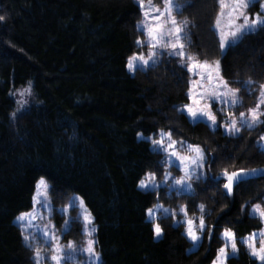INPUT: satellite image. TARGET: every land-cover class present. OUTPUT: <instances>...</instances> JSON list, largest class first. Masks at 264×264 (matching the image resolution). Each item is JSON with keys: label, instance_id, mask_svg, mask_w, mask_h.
Listing matches in <instances>:
<instances>
[{"label": "trees", "instance_id": "16d2710c", "mask_svg": "<svg viewBox=\"0 0 264 264\" xmlns=\"http://www.w3.org/2000/svg\"><path fill=\"white\" fill-rule=\"evenodd\" d=\"M181 1L183 13L176 17L189 22L186 51L221 61L224 78L241 90L246 106L254 105L264 84V31L244 37L223 55L213 28L218 0ZM0 16V264H34L15 220L32 209L41 177L50 185L58 231L66 219L58 209L74 196L83 198L94 217L102 264H211L224 229L242 239L263 227L248 205L262 199L264 177L248 178L230 196L221 186L200 181L192 195L174 201L187 205L189 215L199 213L194 205L204 204L211 239L206 229L199 247L190 251L184 228L171 219L159 221L163 236L154 237L145 209L157 196L137 183L146 171L161 177V157L137 133L172 130L174 139L200 145L212 177L225 168H264L256 144L264 125L230 137L189 123L176 111L188 102L189 87L177 60L164 57L131 74L128 57L144 37L137 30V0H0ZM249 79L251 93L243 86ZM29 82L32 104L13 119L14 96ZM160 197L169 198L164 192ZM81 229V222L73 224L66 239H83ZM227 264L254 260L240 246Z\"/></svg>", "mask_w": 264, "mask_h": 264}, {"label": "snow or ice", "instance_id": "6c2138e0", "mask_svg": "<svg viewBox=\"0 0 264 264\" xmlns=\"http://www.w3.org/2000/svg\"><path fill=\"white\" fill-rule=\"evenodd\" d=\"M137 3L143 16L137 24V30L145 39L143 41L137 39L135 42L141 51L134 52L128 57L126 67L129 72L153 66L162 56L175 58L180 67L189 75V87L186 92L188 103L177 107L176 111L184 115L189 123L194 126L204 123L213 132L217 130V127H221L224 129V134L230 137H239L242 130L252 131L264 125V84L259 85L255 105L247 112H237L238 107H242L239 89L230 87L228 81L221 75L219 60H200L186 51L189 22L187 19L177 20L176 15L183 13V6L178 0H161L162 7L153 4L152 0H137ZM218 3L219 12L213 28L218 36V48L221 54H225L228 49L241 43L244 37L264 31V3H260V0H218ZM257 3L260 4V11L249 14V7ZM3 19L4 17L0 16V20ZM253 84L254 81L250 79L243 82L245 90L249 93H251ZM26 93L31 95V82L20 95L23 96ZM213 106L216 108L215 111H213ZM217 114L221 117L219 124ZM15 116L16 113L13 112L12 118L14 119ZM137 138L149 143L151 151L161 157L158 161V170L163 169L160 172L161 179L157 180L155 171H146L137 183V187L142 192L154 194L157 199L161 188L167 189L168 195L173 192L177 197L192 195L194 180L211 181L214 185L223 188L225 196H230L234 188L248 183V178L264 177V168H240L231 172L225 168L218 176L208 177L204 172L205 149L198 144L174 139L172 130L161 129L149 136L138 132ZM256 144L261 155H264V135L259 137ZM170 168H175L180 175L174 176L168 170ZM49 188L48 182L41 177L35 186L32 210L22 212L16 217V223L22 230L23 240L26 246L33 251L34 264H43L45 259L50 264H78V256L86 258L84 264H102L100 255L96 251L97 241L93 238L96 232L94 217L83 198L72 197L68 204L58 211L62 217H66L63 221L64 235L71 232L73 224L82 223L81 231L87 237L86 246L77 247L74 241H68L65 246L60 242L61 237L56 233V226L51 223L50 218L54 209L50 201ZM37 204L48 214V223L43 227L34 223L38 219L46 218L37 212ZM194 207L199 215L193 214L190 218L187 205H179L178 212L181 217L179 220H176V209L166 208L159 202L146 208L145 214L151 222L154 237L163 236V228L159 222L162 218L171 219L174 226L183 227V235L193 245L202 240L206 229L211 239V227L205 223L204 204L194 205ZM248 208L249 215L264 224V203L257 202L248 205ZM77 210V215L74 218L71 217L70 211ZM219 237L223 244L217 250L213 264H227L229 253L234 257L239 251L236 233L231 229H224ZM239 243L246 247L254 264H264V228L250 233ZM41 244L49 249L50 254L47 257L41 255Z\"/></svg>", "mask_w": 264, "mask_h": 264}, {"label": "rangeland", "instance_id": "374dc122", "mask_svg": "<svg viewBox=\"0 0 264 264\" xmlns=\"http://www.w3.org/2000/svg\"><path fill=\"white\" fill-rule=\"evenodd\" d=\"M178 2L181 4V5H183L182 4V1L181 0H178ZM152 3L153 4H155L156 6H158V7H162V3H161V0H156V1H153L152 0ZM260 3H264V0H260ZM147 6V5H146ZM260 11V4L259 3H257V4H255V5H252V6H250L249 7V9H248V12H249V14H255L256 12H259ZM177 18V17H176ZM143 19V16H142V14H141V16H140V18H139V21H138V23L141 21ZM140 40H144L145 39V37H141V38H139ZM141 51V49H139V48H137V51L135 52V53H139ZM145 51H146V49H145ZM227 52V51H226ZM226 54V53H225ZM224 55V54H223ZM164 57H167V58H171V59H173L174 61L176 60L175 58H172V57H168V56H162V57H160L159 58V60H158V62H160ZM157 62V63H158ZM220 62V69H221V61H219ZM146 68H148V67H146ZM146 68H144V69H146ZM139 69V68H138ZM137 69V70H138ZM136 70V71H137ZM131 74H133L134 72H130ZM221 75H222V73H221ZM223 76V75H222ZM224 77V76H223ZM225 79V78H224ZM230 85V84H229ZM230 87H232L231 85H230ZM28 88V87H27ZM27 88H25V89H27ZM232 88H234V89H237V88H235V87H232ZM25 89H19L18 90V92L16 93V95L14 96L15 97V101H16V116L18 115V114H20L21 112H23L29 105H31L32 103V92H31V95H28L27 93L25 94V95H23V96H21L20 95V93L21 92H23ZM247 95H249V93H247V92H245ZM258 93H259V90H258V92H257V95H258ZM241 90H239V97H240V99L242 100V107H238V109H237V112H239V111H245V112H247V110L249 109V108H251V107H253L254 105H255V103H256V98H257V96H256V98H255V103H254V105H251V106H246L245 104H244V101H243V98L241 97ZM18 101L20 102V103H18ZM186 103H188V102H186ZM185 104V103H184ZM183 104V105H184ZM182 106V105H181ZM216 110V108H215V106H213V111H215ZM220 121H221V117H220V115L219 114H217V123L219 124L220 123ZM218 129H220L223 133H224V129L223 128H221V127H217V130ZM185 141V140H184ZM185 142H187V141H185ZM187 143H189V142H187ZM209 156L206 154V152H205V166H204V172H205V174L209 177V176H211L212 174L210 173V171H209ZM169 171H171L172 172V174L174 175V176H178V175H180V173L178 172V171H176V169L175 168H170V169H168ZM162 171H163V169H162ZM161 172V171H160ZM159 172V173H160ZM161 179V177L159 178L158 176H157V180H160ZM200 181H193L192 182V186H193V189L195 190V188H196V185H198V183H199ZM169 183H171V181H169ZM49 192H50V188H49ZM165 193L166 195H168L167 194V189H165V188H161L160 189V191H159V194H158V196H159V198L157 199V202L156 203H161V204H163V206L164 207H166V208H170V209H176L177 210V216H176V220H179L181 217H180V214H179V212H178V206L179 205H181V204H183V203H181V202H175L174 200H176V199H178V200H180V199H182V197H177L176 195H175V193L173 192L171 195H168V200H165V202H163V201H161V197H160V195H161V193ZM49 196H50V193H49ZM79 197V196H78ZM173 197V198H172ZM172 198V199H171ZM72 199V198H71ZM50 201H51V198H50ZM177 201V200H176ZM260 202L261 203H264V195L262 196V199L260 200ZM52 204V203H51ZM53 206V205H52ZM62 208V207H61ZM36 209H37V212H39L41 215H44L46 218L44 219V220H40V219H38L37 221H35L34 223L36 224V225H38L39 227H43L46 223H48V214L43 210V209H41L40 208V206H39V204H37L36 205ZM60 209V208H59ZM58 209V210H59ZM189 209V208H188ZM32 210V209H31ZM30 210V211H31ZM27 212H29V211H27ZM53 212H54V210H53ZM53 212H52V214H51V223L52 224H54L55 226H56V224H55V221L53 220ZM58 212V214H60V212L59 211H57ZM77 212H78V210L77 211H70V216L71 217H75L76 215H77ZM74 213V214H73ZM61 215V214H60ZM195 215H199V213L198 214H195ZM193 215H189V217L191 218ZM162 219V218H161ZM160 219V220H161ZM159 220V221H160ZM149 221V220H148ZM150 222V221H149ZM172 222H173V220H172ZM15 223H16V220H15ZM174 223V222H173ZM17 224V223H16ZM82 224V223H81ZM18 225V224H17ZM18 227H19V225H18ZM82 227H83V225H82ZM20 228V227H19ZM262 228H264V224H263V227ZM20 230H21V228H20ZM22 231V230H21ZM29 231H33V229H29ZM255 232H258V231H255ZM56 233H57V235H59L60 237H61V243L62 244H64L65 246L67 245V242L68 241H74L75 242V244H76V246L77 247H82V246H86V240H87V237L86 236H84L83 235V233H82V231H81V236L83 237V239H80V238H78L77 240L75 239H71V240H68V239H66V237L68 236V235H64V225H63V227L61 228V231H58V229L56 228ZM95 234H96V232L94 233V239H95ZM37 235H39V233H37ZM248 237V236H247ZM247 237H245V238H247ZM245 238H242V239H245ZM156 239H159V238H156ZM242 239H237V241H238V249H239V247L240 246H243V247H245L244 245H242V244H240L239 243V241L240 240H242ZM96 240V239H95ZM202 241V240H201ZM201 241L200 242H198L197 244H195V245H193L192 243H191V241H189L190 242V244H191V249H190V251H194V250H196L198 247H199V245H200V243H201ZM25 243V242H24ZM26 245V244H25ZM246 248V247H245ZM40 250H41V255L42 256H44V257H47L49 254H50V252H49V249L47 248V246H45V245H43V244H41L40 245ZM65 250L67 251V248L65 247ZM96 251H97V249H96ZM238 253H239V251L237 252V254L236 255H238ZM235 255V256H236ZM231 257H233L232 255H231V253H229V258H231ZM85 257L84 256H78L77 257V261H78V264H84V261H85ZM215 259H216V257H215ZM214 259V260H215ZM214 260L212 261V263L211 264H213V262H214ZM228 262V261H227ZM43 264H50V262L47 260V259H45L44 261H43Z\"/></svg>", "mask_w": 264, "mask_h": 264}]
</instances>
